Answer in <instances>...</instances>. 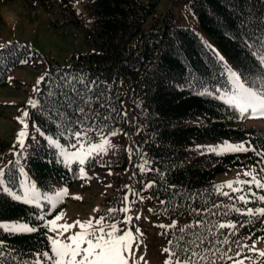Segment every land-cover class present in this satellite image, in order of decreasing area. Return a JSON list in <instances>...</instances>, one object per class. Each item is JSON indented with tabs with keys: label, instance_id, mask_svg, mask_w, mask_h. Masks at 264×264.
<instances>
[{
	"label": "trees",
	"instance_id": "1",
	"mask_svg": "<svg viewBox=\"0 0 264 264\" xmlns=\"http://www.w3.org/2000/svg\"><path fill=\"white\" fill-rule=\"evenodd\" d=\"M157 1L82 0L80 13L99 47L72 55L67 64L49 60L29 119L67 144L74 132L85 129L93 137L123 131L134 150L121 144L107 151L111 157L99 160L108 162L106 167L133 166L130 186L149 193L159 215L175 219L176 226L163 235L176 257L183 260L185 253L196 251L206 257L202 264H222L245 254L248 243L264 234V216L247 214L264 208L258 199L264 189L252 182L264 178V130L246 124L245 115L219 97L234 92L222 56L194 28L178 24L171 7L143 27ZM186 5L244 81L258 87L264 81V0H186ZM2 46L0 84L15 66L38 54L27 43ZM203 139L241 140L249 150L200 151L197 141ZM21 162L44 190L53 189L54 180L71 182L77 172L44 136L21 155ZM21 162L12 160L5 169L13 188ZM141 164L149 170L141 171ZM235 166L252 173L244 174L251 183L241 184L239 192L215 179ZM112 175L121 177L122 171ZM240 195L249 202L240 201ZM42 209L0 192V217L23 218L37 229L1 232L0 264L38 259L51 264L43 256L51 254V245L44 217L49 214Z\"/></svg>",
	"mask_w": 264,
	"mask_h": 264
},
{
	"label": "rangeland",
	"instance_id": "2",
	"mask_svg": "<svg viewBox=\"0 0 264 264\" xmlns=\"http://www.w3.org/2000/svg\"><path fill=\"white\" fill-rule=\"evenodd\" d=\"M82 0H0V45L16 41L27 43L35 48L38 52L34 56V60L17 65L9 73L5 83L0 84V169L3 170V186H0V192L4 191L14 198V195H21L24 191L26 183H34L37 191L41 196H54L55 192L62 188H67L69 195L63 201L52 208L48 200L41 199L39 207L46 206L41 212L50 211L51 215L46 216L47 224L49 220L55 218L56 215L63 212L64 218L58 221V224L73 223L76 220L87 221L91 217L108 216V209H120L124 207L123 198L127 195L131 205V211L124 213L115 211L111 213L112 218L107 219L106 224H111L115 221H120L119 227L123 230L131 228L135 233L139 228L143 233L140 237L139 248L133 246L134 258L139 261V264H165L169 259V253L164 249L167 247V238L163 235V231L167 228H162L160 225H172L175 219H168L159 215V209L156 206V201L150 199L149 193H141L137 188L130 186V173L133 168L130 163L123 169L117 167H106L109 163L99 160V158H108L110 155H93L82 167L87 173L88 178H80L79 169L81 165L78 163V172L76 177L71 182L65 180H54V187L51 190H44L40 187L38 181L29 172L28 168L21 162L19 166L20 177L17 188L11 187L5 177V169L11 160H21L22 154H25L34 141H41L42 136L51 143V140L66 148L68 151H77L80 148V142L75 138L71 141V146L58 136L45 134L31 121L29 117L25 118L28 123V136L25 139L24 147L21 148L18 144V133L23 125L19 118L23 117V113L29 112L32 106L30 101L37 100V84L39 78L48 69L49 62L67 64L72 55L84 53L89 49H98L97 41L87 25L86 17L81 15L80 9ZM171 7V10L176 14L178 24L187 25L198 31L203 39L210 43L215 51L223 57V62L227 67V73L231 82V76L228 69L238 73L232 61L219 51L218 45L211 36L200 26L197 16L186 5V0H158L153 16L146 19L143 27L154 20L155 15L160 13L165 14ZM239 74V73H238ZM240 75V74H239ZM241 77V76H240ZM241 80L248 85L244 79ZM232 83V82H231ZM233 85V84H232ZM234 86V85H233ZM249 86V85H248ZM233 92H221L219 97H226ZM226 101L225 99H223ZM246 124H253L264 130V118H252L251 113L246 114ZM118 135L108 136L109 133H98L96 137L87 136L88 143H97L101 135L108 136L111 140L109 150H115L121 144H127L131 150H134L133 144L130 146V137L126 136L121 130H117ZM132 140L135 142L133 135ZM224 143L231 144H246L241 140H198L197 145H200V151H209V147L218 146ZM54 145L53 143H51ZM76 145V147H72ZM57 152L60 154V148L54 145ZM217 153V152H215ZM219 154V153H218ZM62 160L64 158L61 156ZM94 158V159H93ZM98 161L96 165H93ZM93 162V163H92ZM122 171V176L112 175V173ZM248 171L246 168L235 166L229 171H221L216 174L215 179L223 185L228 182L237 180H249L244 177ZM109 176L111 180H104ZM100 178V180H99ZM102 180V181H101ZM255 180L264 183V179L255 178ZM252 182L255 183L253 180ZM241 184H233L234 188L240 187ZM127 186V187H126ZM8 189L5 191L4 189ZM231 189V188H229ZM135 193V195H134ZM74 197H81L75 199ZM17 200V199H16ZM20 201H23L22 199ZM99 209V211H95ZM127 215H131L133 220L131 224H125L123 221ZM139 215V219L135 217ZM0 223H27L30 227H34L28 220L23 218H5L0 217ZM169 228V227H168ZM6 231L0 228L1 232ZM72 232L80 231L79 227L71 230ZM50 237H57V233L50 230ZM71 235L66 233L65 236ZM1 240V237H0ZM50 241V239H49ZM51 245V244H50ZM254 246L255 251L249 249ZM264 251V234L258 235L248 243L247 252L237 258L229 260L222 264H235V261L242 260L243 264H264V257H260L259 252ZM142 257L143 259H139ZM129 264H133L130 260Z\"/></svg>",
	"mask_w": 264,
	"mask_h": 264
},
{
	"label": "snow or ice",
	"instance_id": "3",
	"mask_svg": "<svg viewBox=\"0 0 264 264\" xmlns=\"http://www.w3.org/2000/svg\"><path fill=\"white\" fill-rule=\"evenodd\" d=\"M0 47H3L0 45ZM223 60V57H219ZM27 63V61H24ZM231 76V82L234 85V92L231 95L222 97L226 102L238 109V111L243 115L251 113L252 118H264V81H261L257 87L255 83L253 86L246 85L238 73L228 69ZM43 77H41V80ZM32 107H36L35 101H30ZM29 116L28 112L23 113V117L19 118L20 123L23 125L22 129L19 131L18 135V144L21 148L24 147L25 139L28 136V123L26 119ZM95 131V130H93ZM117 130H113L108 136L118 135ZM74 138L80 142V148L77 151H68L66 148L60 146L57 141L51 140V143L60 148V154L64 158V162L71 166L73 163H78L81 165L79 172L80 178H88L87 173L82 167L87 160L92 157L94 154H107L108 149L112 146L111 140L108 136L101 135L99 142L97 143H88L87 142L88 130L77 131L73 133ZM72 147H76L73 145ZM212 152H217L219 154H224L227 152H240L248 151L249 149L245 147L244 144H231L224 143L218 146H211L208 149ZM147 163V162H145ZM141 171H146L143 164L138 165ZM3 170L0 169V177H3ZM245 175L251 176V172H246ZM253 180L256 183V186L260 189H264V183H261L258 180ZM245 184L251 183V181H234L228 182L227 187L231 188L233 191H242L240 188H234L233 184ZM0 186H3V180L0 179ZM127 187V186H126ZM148 187H152L151 184ZM224 187V186H219ZM8 191V189H4ZM223 195H228V193H222ZM14 195V198L17 200H23L26 204L37 203L41 199L48 200L52 208H55L57 204L61 203L63 199L69 195L67 188L59 189L55 192L54 196H41V193L37 191L34 183H26L24 186V191L21 195ZM135 195V193H134ZM252 195H255L253 193ZM75 199H81V197H74ZM240 201H243L247 204L248 198L245 195H240L238 197ZM260 201H264V196L258 197ZM122 203L124 207L120 209H108V216L100 217H91L87 221L76 220L73 223H63L58 224L57 222L64 218V213L61 212L55 216L54 219L49 220L47 226L51 231L57 233V237H50L51 244V254L44 252L43 256L51 264H129V261L132 260L133 264H139V261L134 258L133 246L139 248L140 237L143 236V233L139 228L136 229L135 233L131 228L121 229L119 227L120 221H115L111 224H106L107 219L112 218L111 213L115 211H120L124 213H129L131 211V205L126 195ZM95 211H99L96 209ZM239 211V209H237ZM248 215L259 214L264 216V208H259L253 211L249 209L247 212ZM139 215L135 219H139ZM44 219V217H40ZM114 220V218H112ZM133 217L127 215L123 221L125 224H131ZM175 223L172 225H160L162 228L175 227ZM79 227L80 231L72 232L71 230ZM219 228L231 227L235 228V224H219ZM0 228H3L6 231L10 232H34L37 229L35 227H30L27 223H0ZM71 235L65 236L66 233ZM171 243V242H170ZM178 246V245H177ZM250 251H255V247L252 246ZM165 252L169 253V259L165 261V264H202L206 261V257L200 255L196 251H191V254L188 255L185 253V258L181 260L176 257V253L173 249L165 248ZM260 257H264V251L259 252ZM139 259H143L140 257ZM229 259H232L229 257ZM35 264H42V261L39 259L35 261ZM235 264H243L242 260L235 261Z\"/></svg>",
	"mask_w": 264,
	"mask_h": 264
}]
</instances>
